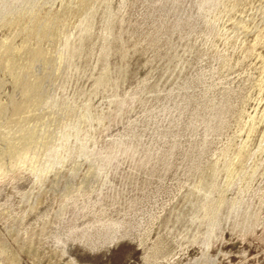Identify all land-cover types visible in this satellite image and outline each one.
Instances as JSON below:
<instances>
[{
	"label": "rangeland",
	"instance_id": "1",
	"mask_svg": "<svg viewBox=\"0 0 264 264\" xmlns=\"http://www.w3.org/2000/svg\"><path fill=\"white\" fill-rule=\"evenodd\" d=\"M0 264H264V0H0Z\"/></svg>",
	"mask_w": 264,
	"mask_h": 264
}]
</instances>
